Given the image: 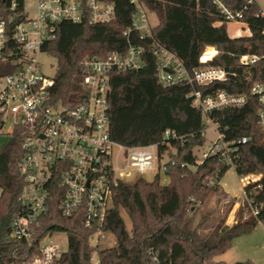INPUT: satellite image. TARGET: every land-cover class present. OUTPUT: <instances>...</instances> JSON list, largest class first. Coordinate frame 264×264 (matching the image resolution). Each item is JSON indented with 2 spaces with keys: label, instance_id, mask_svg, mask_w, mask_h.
<instances>
[{
  "label": "trees",
  "instance_id": "1",
  "mask_svg": "<svg viewBox=\"0 0 264 264\" xmlns=\"http://www.w3.org/2000/svg\"><path fill=\"white\" fill-rule=\"evenodd\" d=\"M143 1L157 20L153 37L175 53L186 67L196 66L203 49L211 46L217 50L213 64L235 74L225 82L200 89L205 93L225 90L246 96L242 107L223 109L210 116L219 124L225 140L237 149L236 175L262 176L261 188L251 185L245 189L251 194L258 214L243 219L246 205L242 203L236 221L231 226L225 225L235 203V198H231L222 216L207 232L203 233L210 214L202 215L200 222L194 224L199 208L214 194H223L219 182L230 166L216 156L205 159L193 170L184 166L193 149L201 144L202 115L192 106L189 86L158 84L156 59L147 49V42H141L145 46L143 67L110 75L109 136L126 147L158 144L159 158L167 153L164 175L168 183L160 182L159 173L149 182L138 176L130 183H120L113 193L112 208L105 214L99 229L83 227L81 212L63 218L55 199L49 215L42 221L40 232H65L69 248L53 264H93L91 258L95 252L97 264H227L214 259L230 249L235 238L249 235L257 225H264V142L256 117L257 101L250 94L252 84L264 76V18L258 16L262 7L254 0H217L227 10L240 12L238 22L249 31L246 36L231 38L227 33L231 21L225 20L215 0ZM17 2L20 9L23 0ZM114 2L112 22L90 25L87 18L76 24L63 22L57 27L56 39L43 45V53L56 63L54 84L50 89L53 103L76 104L84 97L81 79L86 57L103 58L110 53L126 51L127 42L122 33L130 24L133 6L129 0ZM8 3L9 0H4L2 8L6 9ZM3 16L7 17V12ZM243 54L260 59L253 67L245 69L238 66V57ZM13 70L11 64L0 60V75ZM166 130L178 138L162 144ZM23 137L24 129L14 128L0 150V257L6 264L27 258L29 249L36 247L41 238L38 235L28 245L10 236L11 220L20 209L18 197L24 185L17 166L22 157ZM242 138L246 143H238ZM121 212L128 217L130 230L126 229ZM98 230L111 233L116 246L101 249L92 245L90 240ZM245 264L253 263L247 261Z\"/></svg>",
  "mask_w": 264,
  "mask_h": 264
},
{
  "label": "built area",
  "instance_id": "2",
  "mask_svg": "<svg viewBox=\"0 0 264 264\" xmlns=\"http://www.w3.org/2000/svg\"><path fill=\"white\" fill-rule=\"evenodd\" d=\"M31 1L29 9L27 0H23L20 9L17 0H9L7 8L3 9L4 0H0V60L14 68L13 72L0 75V128L10 123L11 132L17 127L24 129L22 157L17 165L24 185L18 197L20 209L11 220L10 236L28 245L38 235L41 236L37 246L29 249L27 258L8 264H53L66 253L67 250L61 251L56 244L41 245L46 237L57 233L40 232L42 221L49 215L55 199L63 218L81 212L84 215L83 227L96 226L99 229L111 208L113 192L120 183H130L145 173L156 175L165 172L167 160L160 161L158 144L126 147L109 136L107 97L110 75L143 67L145 46L141 42H147V49L156 59L155 78L158 84L163 87L189 86L191 92L188 96L192 106L202 115V141L184 163L187 168L193 170L205 159L215 156L230 168H235L237 149L225 140L219 124L210 115L223 109L242 107L247 100L243 94L225 90L203 92L201 87L225 82L235 76L225 67L213 64L217 56L216 48L206 46L199 55L198 64L186 67L175 53L153 37L157 20L147 4L143 0H129L133 14L129 26L122 33L127 42L126 51L110 53L103 58L86 57L81 79L84 97L76 104H55L50 98L54 77L42 71L40 62L41 56H47L42 51L43 45L56 39L57 27L63 22L76 24L84 18L90 25L112 22L115 2ZM215 2L225 20L238 22L241 19L240 12H231L217 0ZM4 12H7V17L3 16ZM258 16L264 18V8ZM259 59L255 55L243 54L238 57V66L250 69ZM250 94L257 101L256 117L264 142V76L252 84ZM208 125L215 137L205 145L203 135ZM177 138L173 132L166 130L161 143ZM238 143L244 144L246 139L242 138ZM196 149L199 154L194 152ZM237 177L243 189L242 203L246 205L243 219L256 217L258 210L251 194H247L245 189L251 185L255 189L261 188L262 176L248 174ZM189 200L193 201L192 198ZM99 234H102L100 230L96 235ZM91 262L97 264L96 252ZM0 264H6L1 257Z\"/></svg>",
  "mask_w": 264,
  "mask_h": 264
},
{
  "label": "rangeland",
  "instance_id": "3",
  "mask_svg": "<svg viewBox=\"0 0 264 264\" xmlns=\"http://www.w3.org/2000/svg\"><path fill=\"white\" fill-rule=\"evenodd\" d=\"M31 0H27L28 9L31 8ZM258 5L264 7V0H257ZM227 33L230 36H246V27L236 21L230 22L227 26ZM40 62L42 64V71L49 77H54L56 72V63L55 60L49 56H41ZM210 125L207 126L203 140L204 144L207 145L211 140L214 139L215 134L213 131L209 129ZM12 127L10 123H6L2 128H0V150L2 146L7 142L9 138V134L11 133ZM196 154L198 150L194 151ZM167 160V153H164L160 157L161 162H165ZM154 177L153 173H145L143 178L146 181H152ZM161 183L163 185L168 183V178L164 175L163 172L160 173ZM238 177L233 168H229L224 176L221 178V186L224 191H226L231 196H236L235 203L233 204L230 212L228 213L226 219L229 214L232 212L233 214V223L236 221V214L239 208L242 205L243 201V189L238 183ZM229 195L223 194H214L206 204L202 205L198 213L195 216L194 224L197 225L200 222L201 216L204 214H210L209 222L204 226L206 231L209 230L211 225L215 224L220 216H222L224 212V206L226 203L232 198ZM121 216L126 223V229L130 230V222L128 217L124 212H121ZM226 221V220H225ZM232 223V224H233ZM45 244H56L59 246L61 251H66L69 248V239L65 233L57 232L52 235L46 237L41 245ZM92 244L97 245L99 248H110L116 245V240L113 235L110 233H102L99 235H95L92 239ZM214 261H222L227 264H237V263H245L250 261L253 264H264V225H257L253 232L246 236L237 237L233 240L232 246L225 253L217 256Z\"/></svg>",
  "mask_w": 264,
  "mask_h": 264
},
{
  "label": "crops",
  "instance_id": "4",
  "mask_svg": "<svg viewBox=\"0 0 264 264\" xmlns=\"http://www.w3.org/2000/svg\"><path fill=\"white\" fill-rule=\"evenodd\" d=\"M257 4H258V2H257V0H254ZM263 8V7H262ZM242 24V23H241ZM246 34L248 35L249 34V31H248V29L246 28ZM229 35V34H228ZM230 36V35H229ZM241 35H237V36H230L231 38H236V37H240ZM160 181H161V179H160ZM221 182V181H220ZM220 182H219V185L221 186V184H220ZM221 188H222V186H221ZM222 190H223V188H222ZM223 192L226 194V195H229L226 191H224L223 190ZM0 193H1V190H0ZM114 193V192H113ZM230 197H232V198H237L235 195L234 196H231V195H229ZM112 197H113V195H112ZM112 203V202H111ZM111 208H112V205H111ZM110 208V209H111ZM109 209V210H110ZM233 212L231 213V214H229V216H228V218L226 219V221H225V225H227V226H231L232 225V223H233ZM124 220V219H123ZM125 222V221H124ZM130 222V221H129ZM125 226H126V223H125ZM130 228H131V225H130ZM102 233H109V232H102ZM111 234V233H110ZM112 235V234H111ZM115 238V237H114ZM116 246V245H115ZM114 246V247H115ZM111 248V247H110ZM245 264V263H244Z\"/></svg>",
  "mask_w": 264,
  "mask_h": 264
},
{
  "label": "water",
  "instance_id": "5",
  "mask_svg": "<svg viewBox=\"0 0 264 264\" xmlns=\"http://www.w3.org/2000/svg\"><path fill=\"white\" fill-rule=\"evenodd\" d=\"M237 264H244V263H237Z\"/></svg>",
  "mask_w": 264,
  "mask_h": 264
}]
</instances>
